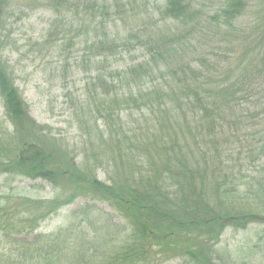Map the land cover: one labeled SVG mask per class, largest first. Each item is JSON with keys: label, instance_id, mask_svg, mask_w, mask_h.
<instances>
[{"label": "trees", "instance_id": "1", "mask_svg": "<svg viewBox=\"0 0 264 264\" xmlns=\"http://www.w3.org/2000/svg\"><path fill=\"white\" fill-rule=\"evenodd\" d=\"M119 1L0 0V97L12 128L0 127V174L55 190L50 200L26 199L22 219L37 228L78 198L116 212L86 204L67 227L36 235L0 264H219L226 229L264 224V0L252 13L250 0H218L215 13L206 12L215 0H166L160 20L173 25L142 40L149 58L110 74L96 69L88 82L76 114L81 147L31 116L5 58L10 12L42 3L75 17L76 32L88 22V49L105 59L141 38L110 32L123 18ZM246 13L253 20L243 23ZM7 210L0 229L11 232L24 221Z\"/></svg>", "mask_w": 264, "mask_h": 264}, {"label": "rangeland", "instance_id": "2", "mask_svg": "<svg viewBox=\"0 0 264 264\" xmlns=\"http://www.w3.org/2000/svg\"><path fill=\"white\" fill-rule=\"evenodd\" d=\"M165 1H119L125 9L122 12L123 18L116 21L115 25L110 24V32L121 39H127L129 33L137 34L141 38L130 40L129 50L108 55L105 59L95 57L97 55L91 54V49H88L94 36L88 22L84 34L76 32L80 22L75 17L69 14L57 17L42 3L37 8L24 6L10 12L4 32L5 58L15 72L16 84L30 106L31 116L40 125L47 126L49 133L64 140L62 142L67 143L70 148L83 146L84 136L76 114H80L79 106L84 98L83 93L87 92L88 82H91L96 69L110 74L113 70L124 71L129 66L149 58L148 47L142 40L146 41L148 35H152L157 29L165 30L167 24H172L165 25L160 20L159 10L163 8ZM250 1L251 13L256 7L258 10L263 8L261 0ZM218 6L219 2L215 0L206 12L215 13ZM251 13L242 17L243 23L253 20ZM131 14L135 17H129ZM72 23H75L72 28L75 32L70 30L66 34ZM205 53L211 57L213 52L208 49ZM125 115L123 118L127 119ZM3 121L5 114L0 97V127L5 131L11 130V126ZM100 177L104 178L102 173ZM54 197L55 190L48 181L8 173L0 174V210H7L9 207L11 213L17 216L15 220L22 219L25 215L23 202L26 199L36 201ZM86 204H96L99 211H104L108 216H116V212L107 204L78 198L71 205L42 221L37 228L33 223L22 219L24 222H17V229L11 232L0 229V259L5 260L9 253L14 254V257L18 256V250L32 243L38 234L48 235L67 227L73 213L82 210ZM117 221L114 218V222ZM216 250L215 260L219 264H264V224L252 223L244 230L226 229ZM160 264L184 262L182 259H173Z\"/></svg>", "mask_w": 264, "mask_h": 264}]
</instances>
